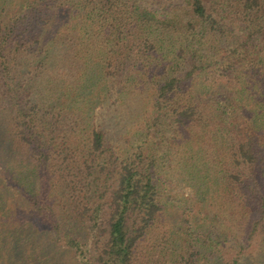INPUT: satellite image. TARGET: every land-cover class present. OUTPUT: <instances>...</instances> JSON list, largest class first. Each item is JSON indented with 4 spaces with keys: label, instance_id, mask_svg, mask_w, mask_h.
<instances>
[{
    "label": "trees",
    "instance_id": "obj_1",
    "mask_svg": "<svg viewBox=\"0 0 264 264\" xmlns=\"http://www.w3.org/2000/svg\"><path fill=\"white\" fill-rule=\"evenodd\" d=\"M0 264H264V0H0Z\"/></svg>",
    "mask_w": 264,
    "mask_h": 264
}]
</instances>
